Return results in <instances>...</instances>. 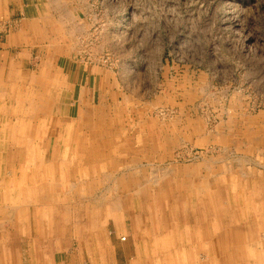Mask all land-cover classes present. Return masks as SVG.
<instances>
[{
  "label": "rangeland",
  "instance_id": "1",
  "mask_svg": "<svg viewBox=\"0 0 264 264\" xmlns=\"http://www.w3.org/2000/svg\"><path fill=\"white\" fill-rule=\"evenodd\" d=\"M23 1L118 85L115 106L103 90L93 116L66 121L46 80L57 62L37 52L30 88L4 91L5 262L199 264L215 247L223 259L207 264H264V0ZM180 122L167 144L142 129L167 124L172 137ZM168 236L191 248L162 259Z\"/></svg>",
  "mask_w": 264,
  "mask_h": 264
},
{
  "label": "crops",
  "instance_id": "2",
  "mask_svg": "<svg viewBox=\"0 0 264 264\" xmlns=\"http://www.w3.org/2000/svg\"><path fill=\"white\" fill-rule=\"evenodd\" d=\"M49 22L52 23V18L47 13L44 11L37 13L33 6L26 5L23 0H0L1 104L4 105V91L11 89L14 92L30 88L29 84L32 83L29 77L30 68L35 65L34 58L38 52L41 57L53 58L57 62V69L50 71L46 80L49 79L47 81L50 83V90L58 92L55 94L58 97V109L56 110H60L64 120H79L85 115L93 116L98 110L99 101L102 98L100 91L103 90H107L108 96L111 98L110 106H115V93L118 85L116 76L97 64L91 65L83 59L77 58V55L80 54L82 41H79L77 36L68 35L67 29L63 28L61 24L59 31H53L52 24ZM51 52L54 53L51 54ZM34 81L35 78H33ZM110 106L108 110H111ZM180 111L181 115L197 113L195 110ZM211 111H216L217 114L222 113V110ZM237 111L241 112L243 116L251 113V110ZM142 114L147 118L149 110H143ZM182 124L180 122V124L171 125L174 127L172 129L176 130V135L172 137L167 132L169 130L167 124L143 123L142 129L145 131L154 130L152 127L157 126L155 128L158 131L157 134L154 136L146 133L147 138L156 140L160 144H167L168 141L170 142V138L178 139V132L183 129ZM80 125L81 127H76V130L82 131L85 126L89 129V125L82 123ZM6 254L7 252L0 249V264H7L4 258ZM28 257L30 264L36 262L35 252ZM19 259L16 257L17 264H19ZM115 259L114 252L113 260L115 261Z\"/></svg>",
  "mask_w": 264,
  "mask_h": 264
},
{
  "label": "bare ground",
  "instance_id": "3",
  "mask_svg": "<svg viewBox=\"0 0 264 264\" xmlns=\"http://www.w3.org/2000/svg\"><path fill=\"white\" fill-rule=\"evenodd\" d=\"M64 11V10H63ZM32 109V108H31ZM41 113V112H40ZM58 117V116H57ZM49 149V148H48ZM83 180V179H82ZM44 181V180H43ZM144 194V193H143ZM162 194V193H161ZM145 197V196H144ZM198 197V196H197ZM159 198V197H158ZM202 198V197H201ZM181 199V198H180ZM154 200V199H153ZM194 200V199H193ZM70 201V200H69ZM71 202V201H70ZM160 204V203H159ZM64 205V204H63ZM70 205V204H69ZM110 205V204H109ZM111 205H113V204H111ZM9 206V205H8ZM111 207V206H110ZM65 208H66V206H65ZM78 208V207H77ZM116 208V207H115ZM68 209V208H67ZM112 210H114V209H112ZM183 210V209H182ZM1 212V211H0ZM128 212V211H127ZM131 213V212H130ZM146 213V212H145ZM144 213V214H145ZM69 216V215H68ZM258 218V217H257ZM159 219V218H158ZM130 220V219H129ZM132 220V219H131ZM80 221V220H79ZM151 221V220H150ZM195 221V220H194ZM66 222H67V220H66ZM134 222V221H133ZM19 223V222H18ZM77 223H78V221H77ZM147 223H148V221H147ZM145 224V223H144ZM137 225V224H136ZM160 227V226H159ZM80 228V227H79ZM168 228H169V230L171 231V230H173L174 228H175V226H171V225H169L168 226ZM78 230V229H77ZM63 232V231H62ZM78 232H79V230H78ZM152 232V231H151ZM173 232V231H172ZM160 233V232H159ZM152 237V236H151ZM157 237V236H156ZM155 237V241H158V237L156 238ZM179 237V236H178ZM177 236L175 237V236H168V239H167V237H165V239H161L162 240V242H164L165 244H166V241H167V243H168V247L167 246H165V244L163 245V247L162 248H160V249H158V254H160L161 256H162V259H166V258H168L169 256H170V253H172L173 251L174 252H176V253H178V255H181V254H183V251H180V249H178V248H176L177 250H173L174 248L173 247H176L175 245H177L178 246V244H179V242H183V243H181L182 245H183V247H184V249H187V248H191V242H192V240L191 239H189V240H185V239H181V238H178ZM194 237V236H193ZM45 238H47V237H45ZM154 238V237H153ZM194 238H196V237H194ZM207 238H209V236H207V237H205V239L207 240ZM70 239V238H69ZM204 239V238H203ZM168 240L170 241V242H168ZM45 241V240H44ZM179 241V242H178ZM193 241H196V240H193ZM205 241V240H204ZM211 241V243L212 242H215V240H213V239H211L210 240ZM46 242V241H45ZM159 242V241H158ZM176 242V243H175ZM218 242V241H217ZM256 242V241H255ZM173 243L175 244V245H173ZM210 243V242H209ZM216 243V242H215ZM171 244V245H170ZM194 244H195V242H194ZM235 244H237V243H235ZM254 246V245H253ZM195 247H196V249H197V246H196V244H195ZM256 247V243H255V246H254V248ZM169 248V249H168ZM257 249V248H256ZM49 250V249H48ZM193 250V249H192ZM201 250H203V249H201ZM204 251V250H203ZM193 253H195V252H193ZM199 252H196L195 254H198ZM204 255H205V261H203V262H199V264H207V262L206 261H209V262H211V259L212 258H214V257H218V256H221V257H219V258H221V259H223L222 258V255L224 256V252H222V248H219V250H217L216 251V248L215 247H212L211 248V250H206V251H204ZM194 254V255H195ZM152 257L153 258H157L156 259V261H154L153 262V260H151V263H155V264H159V262H158V257L154 254V255H152ZM182 257V256H181ZM152 258V259H153ZM170 258V257H169ZM183 258V257H182ZM192 258V257H191ZM146 259V258H145ZM251 259V258H250ZM169 260V259H168ZM167 260V261H168ZM174 260V259H173ZM200 260V259H199ZM258 261V260H257ZM169 262V261H168ZM171 263V262H170ZM184 263V262H183ZM175 264V263H174ZM210 264V263H209Z\"/></svg>",
  "mask_w": 264,
  "mask_h": 264
}]
</instances>
